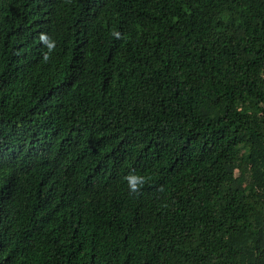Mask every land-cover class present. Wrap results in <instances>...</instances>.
Returning <instances> with one entry per match:
<instances>
[{
    "label": "trees",
    "instance_id": "1",
    "mask_svg": "<svg viewBox=\"0 0 264 264\" xmlns=\"http://www.w3.org/2000/svg\"><path fill=\"white\" fill-rule=\"evenodd\" d=\"M0 264H264V0H0Z\"/></svg>",
    "mask_w": 264,
    "mask_h": 264
}]
</instances>
